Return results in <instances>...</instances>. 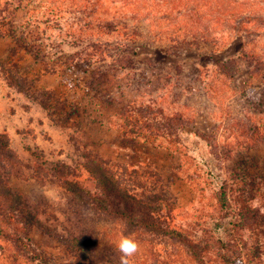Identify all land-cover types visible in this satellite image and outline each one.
<instances>
[{"label": "trees", "instance_id": "16d2710c", "mask_svg": "<svg viewBox=\"0 0 264 264\" xmlns=\"http://www.w3.org/2000/svg\"><path fill=\"white\" fill-rule=\"evenodd\" d=\"M263 9L264 0H0V39H10L13 57L29 55L46 75L57 74L56 67L62 72L78 64L87 67L74 86L77 96L54 100L51 108L58 122L69 123L78 132L79 108L86 97L87 104L101 112L100 119L116 120L112 127L118 140L130 146L174 144L196 115L192 106L180 103L195 91L182 85L183 53L202 48L220 53L238 40L237 57L217 59L211 69L202 68L196 76L232 80L240 72L241 59L248 63L247 73L264 82V60L247 43L249 35L259 37L264 31L262 13L257 14ZM55 47L60 55L50 60L51 66L48 52ZM10 66L0 72L8 86L30 92L35 82L14 64ZM40 104L45 108L44 101ZM234 122L237 136L243 137L240 147L242 142L248 151L264 145V130L253 117L243 115ZM215 132L198 135L207 142L222 174L214 197L224 212L220 219H229L223 239H197L187 228L173 224L175 207L168 205V191L158 171L116 163L94 149L77 147L74 162L80 173L62 162L53 176L71 201L95 218L119 222L127 236L147 233L167 240L181 247L192 264H264L263 245L251 239L262 233L264 212L249 202L259 191L255 182L264 181V171L251 174L245 169L230 176L223 172L220 164L231 160L234 149L226 144L219 150ZM71 140L75 142V135ZM3 144L1 154L16 159V152ZM82 171L92 189L80 182ZM34 175L49 177L41 170ZM7 185L0 184V239L4 242L0 254L14 262L63 264L31 240L35 227L46 229L26 208L24 195ZM67 241L64 246L75 264H94L87 233ZM106 249L103 264H119L118 248ZM174 263L166 259L151 264Z\"/></svg>", "mask_w": 264, "mask_h": 264}, {"label": "rangeland", "instance_id": "374dc122", "mask_svg": "<svg viewBox=\"0 0 264 264\" xmlns=\"http://www.w3.org/2000/svg\"><path fill=\"white\" fill-rule=\"evenodd\" d=\"M263 10L257 12L258 15L262 13L261 19H264ZM247 43L264 60V31L259 37L253 33L249 35ZM230 44L220 53H211L204 48L183 53L181 60L185 73L182 85H190L195 91L187 101L180 103L192 106L196 115L194 123L181 134L180 141L174 144L140 143L130 146L127 141L118 140L119 134L112 127L116 120L100 119L101 112L88 105L86 97L82 98L79 108L81 129L78 132L75 131L76 127H69V123L62 124L55 120L51 108L54 100L57 96L67 97L68 100L77 96L74 86L87 69L84 64L74 66L70 72H62L56 67L57 74L46 75L40 72L41 64L29 55L13 57L10 54V39H0V72L1 68H10L14 64L23 75L35 82L30 92L22 93L9 87L0 74V150L4 147V141L17 155L15 159L5 157L0 152V184L3 186V183H7L12 192L23 194L26 208L46 229L35 227L30 233L31 240L56 256L60 263L75 264L64 241L85 232L93 249L94 264H103L107 259L104 255L108 251L106 247L117 248L121 235L125 233L119 222L95 218L88 209L75 204L56 183L53 175L62 162L69 163L80 173L74 162L77 147L94 149L116 163L158 171L168 191V205L175 207L171 216L173 224L187 228L197 239H223L230 227L229 219H220L224 212L218 208L214 197L222 174L207 142L198 133H209L216 129L219 150H223L226 144L234 149L231 160L220 164L227 175L235 171L241 174L245 169L251 174L264 171V145L248 151L242 142L240 147L239 140L243 137L237 136L234 122L248 115L264 130V82L260 76H250L247 73L250 69L248 63L241 59L238 62L240 72L232 80H201L196 76V72L202 68L211 69L217 59L237 57L240 42L234 40ZM50 49L47 61L52 66L50 60L60 55V50L58 47ZM40 101L45 102V108ZM227 123L229 125L224 127ZM72 135H75V142L71 140ZM37 170L48 173L49 177L36 178L34 174ZM79 176L85 187L93 188L87 173L82 171ZM255 183L259 191L250 197L249 202L254 208L260 207L259 212H264V181ZM261 227L262 233L255 234L251 239L260 242L264 251V225ZM128 236H132L139 245L137 253L130 258L131 264H151L166 259L174 264H192L181 247L167 240L147 233ZM3 245L0 239V247ZM0 264L30 263L23 259L14 262L0 254Z\"/></svg>", "mask_w": 264, "mask_h": 264}, {"label": "clouds", "instance_id": "9594fccd", "mask_svg": "<svg viewBox=\"0 0 264 264\" xmlns=\"http://www.w3.org/2000/svg\"><path fill=\"white\" fill-rule=\"evenodd\" d=\"M117 248L121 253L119 257V264H131L130 258L137 253L139 245L132 236H124L122 234Z\"/></svg>", "mask_w": 264, "mask_h": 264}]
</instances>
